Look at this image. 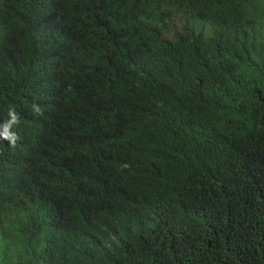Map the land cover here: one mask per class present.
Instances as JSON below:
<instances>
[{
    "label": "trees",
    "instance_id": "obj_1",
    "mask_svg": "<svg viewBox=\"0 0 264 264\" xmlns=\"http://www.w3.org/2000/svg\"><path fill=\"white\" fill-rule=\"evenodd\" d=\"M10 108L0 264H264V0H0Z\"/></svg>",
    "mask_w": 264,
    "mask_h": 264
},
{
    "label": "clouds",
    "instance_id": "obj_2",
    "mask_svg": "<svg viewBox=\"0 0 264 264\" xmlns=\"http://www.w3.org/2000/svg\"><path fill=\"white\" fill-rule=\"evenodd\" d=\"M163 9L168 8L167 14L169 17L174 19V24L172 26V30L169 31H164L162 33V37L166 38L170 41L174 40V34L173 31L179 32L183 30V26L181 29H176L175 24L177 22L182 21V24H184L186 18L189 17L190 13L194 11V8L187 5L185 8L177 9L176 6L173 5H163ZM166 33H171L170 37H167L165 34ZM32 112L36 115H41L43 110L42 108L37 105L33 104L32 105ZM9 119L3 122L2 125H0V128H2V131H0V141H7L11 146H15L18 140V136L15 131H12L13 127L19 123V117L16 114L15 110L13 108L9 109L8 112ZM38 174L35 172V165L33 168L30 169H25V171L22 172V177L24 178H31V177H36Z\"/></svg>",
    "mask_w": 264,
    "mask_h": 264
},
{
    "label": "rangeland",
    "instance_id": "obj_3",
    "mask_svg": "<svg viewBox=\"0 0 264 264\" xmlns=\"http://www.w3.org/2000/svg\"><path fill=\"white\" fill-rule=\"evenodd\" d=\"M182 26H183L182 21L177 22V23L175 24V28H176V29H181ZM165 35H166L167 37H170V36H171V33H166Z\"/></svg>",
    "mask_w": 264,
    "mask_h": 264
}]
</instances>
